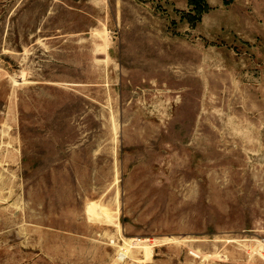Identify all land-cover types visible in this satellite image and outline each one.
I'll list each match as a JSON object with an SVG mask.
<instances>
[{
	"label": "rangeland",
	"instance_id": "1",
	"mask_svg": "<svg viewBox=\"0 0 264 264\" xmlns=\"http://www.w3.org/2000/svg\"><path fill=\"white\" fill-rule=\"evenodd\" d=\"M0 264H264V0H0Z\"/></svg>",
	"mask_w": 264,
	"mask_h": 264
},
{
	"label": "trees",
	"instance_id": "2",
	"mask_svg": "<svg viewBox=\"0 0 264 264\" xmlns=\"http://www.w3.org/2000/svg\"><path fill=\"white\" fill-rule=\"evenodd\" d=\"M200 2V1H199ZM193 6L196 8V9H198V4H193Z\"/></svg>",
	"mask_w": 264,
	"mask_h": 264
},
{
	"label": "bare ground",
	"instance_id": "3",
	"mask_svg": "<svg viewBox=\"0 0 264 264\" xmlns=\"http://www.w3.org/2000/svg\"><path fill=\"white\" fill-rule=\"evenodd\" d=\"M138 242H141V241H138ZM121 257H122V255H121Z\"/></svg>",
	"mask_w": 264,
	"mask_h": 264
}]
</instances>
